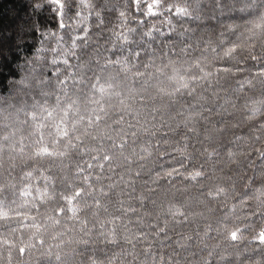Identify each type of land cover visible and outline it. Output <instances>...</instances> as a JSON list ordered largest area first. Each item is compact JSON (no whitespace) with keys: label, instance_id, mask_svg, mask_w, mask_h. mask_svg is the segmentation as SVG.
Instances as JSON below:
<instances>
[{"label":"trees","instance_id":"obj_1","mask_svg":"<svg viewBox=\"0 0 264 264\" xmlns=\"http://www.w3.org/2000/svg\"><path fill=\"white\" fill-rule=\"evenodd\" d=\"M3 47L0 264H264V0H0Z\"/></svg>","mask_w":264,"mask_h":264},{"label":"rangeland","instance_id":"obj_2","mask_svg":"<svg viewBox=\"0 0 264 264\" xmlns=\"http://www.w3.org/2000/svg\"><path fill=\"white\" fill-rule=\"evenodd\" d=\"M19 22H21V25L22 26H20V31L21 32H28V30H29V27L30 26H32L33 24V22H34V16L33 15H28L27 16V18L26 17H22L21 18V20L19 21ZM30 24H32V25H30ZM29 26V27H28ZM20 31H11L10 33H13V38H14V41H16V43L18 44V45H20V42L22 41V36L19 34L20 33ZM17 45V46H18ZM3 59H8V52L4 49V47L3 48H1L0 49V61L1 60H3ZM224 77L226 78V77H228V76H226V74L224 75ZM256 83V82H255ZM260 82H258L257 81V84H259ZM208 87H209V85H208ZM236 88H238V87H235V89L233 90V92H234V97H240V95L242 94L240 91H237L236 92ZM216 93H222V91L221 90H217V89H215L214 90V94H216ZM210 98H211V100L212 101H215L214 99V97L210 94V96H209ZM195 106H198V107H200V102H197L196 103V105ZM200 110V109H199ZM206 110H207V108H204V109H201L200 111H198L197 112V115L198 114H203V113H207L206 112ZM20 111H24V110H20ZM221 112V111H220ZM222 112H225V110L224 111H222ZM214 113V116H218L220 119H221V117L220 116H228L229 115V111H227V114L225 115V113L223 114V113H218V111H214L213 112ZM176 114H179V111H176ZM216 114V115H215ZM208 115V114H207ZM23 116H24V114H23ZM208 118H209V116H208ZM228 118V117H227ZM227 118H225V119H222V123L223 124H220V123H218V120L216 121V120H214L213 122H211L210 123V125L211 124H213V125H216L220 130L223 128V127H226L227 126V124L229 123L228 121H227ZM197 121H204V118H199ZM23 122V121H22ZM217 122V123H216ZM243 122H240L239 123V125L238 126H240L241 124H242ZM232 124H234V123H232ZM230 125V127H234V125ZM178 125V123H175V125H174V128L176 127ZM226 125V126H225ZM229 127V128H230ZM175 130V129H174ZM222 131L223 130H221V134L220 135H218V138H217V141H219V138H221V136H222ZM204 135H205V137H204V140H205V143H209L210 142V139H209V135H207V133H205L204 132ZM194 140V142L193 143H197V139L196 138H194L193 139ZM211 144V147L212 148H219V144H220V141H219V143L217 144V143H215V144H212V143H210ZM197 155L198 156H200V157H203L204 158V153L202 152L201 153V151L200 152H198L197 153ZM133 159H135V157H133ZM202 161V160H201ZM22 165V164H24V162H18V163H15V164H13L12 165V169L13 168H15L16 166H18V165ZM228 164H230V163H228L227 162V166H226V170L228 169ZM59 163H57L56 164V166H57V168L59 167ZM213 165V164H212ZM214 165H219V162H217V163H214ZM222 168L224 169V167L222 166ZM224 169V170H225ZM220 172H221V170L219 169V166H218V169H217V171L215 172V174L217 175V177L218 176H220ZM223 172H225V171H223ZM242 173H243V171H242ZM219 174V175H218ZM213 177V176H212ZM227 177V176H226ZM226 177H221V178H223V181L222 182H224L225 183V185L227 186V187H230L231 186V183L229 184V181H227V180H229L230 178L228 177V178H226ZM62 180H65V182L67 183V182H69L68 181V179H65V178H63V177H58V179H57V182L58 183H60ZM236 180V179H235ZM230 181H233L232 179H230ZM152 182H154V180L152 181ZM132 184V183H131ZM6 187H8V185H6ZM162 193H166V191L165 190H163L162 191ZM206 197V196H205ZM201 199H203V200H205V198L204 197H202ZM59 200H60V198H58L57 200H56V202H55V206H56V208H59L60 207V203H59ZM203 200H200V203L198 202V204H201V205H203L202 203H203ZM206 203V202H205ZM151 204L153 205V202H151ZM181 205H183L182 203H181ZM214 207V204L212 205V207H207V205L205 206V209H203V214H207V213H209L210 211H212V208ZM199 212V211H198ZM158 213H159V216H160V214H161V217L164 215V214H162L163 212H162V210H159L158 211ZM200 213V212H199ZM146 213H144V214H142V215H139V217H137L136 218V221L138 222V223H136V224H138V227L139 226H142V227H147L148 225H151L150 223H147V218L149 217V215H148V213L145 215ZM218 215H223V210H221V211H219V214ZM217 215V216H218ZM190 217V216H189ZM200 219H202V216L200 217ZM197 220H199V219H197ZM196 220V221H197ZM198 238H200V239H202V236H199ZM89 239H90V241H92V240H96L95 238H92L91 236L89 237ZM158 241H160L159 239H157ZM93 244V243H92ZM158 247L159 248H161L162 247V245H158ZM212 249H214V248H212ZM213 251V250H212ZM209 253V255H211V253L210 252H208ZM135 259V258H134Z\"/></svg>","mask_w":264,"mask_h":264}]
</instances>
